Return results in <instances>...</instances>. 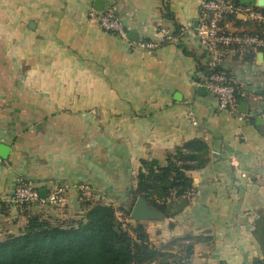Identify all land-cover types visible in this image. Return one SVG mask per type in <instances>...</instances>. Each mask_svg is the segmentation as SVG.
Instances as JSON below:
<instances>
[{
    "label": "crops",
    "instance_id": "crops-1",
    "mask_svg": "<svg viewBox=\"0 0 264 264\" xmlns=\"http://www.w3.org/2000/svg\"><path fill=\"white\" fill-rule=\"evenodd\" d=\"M203 1L102 0L101 10L120 17L123 38L90 19L96 0H0V145L9 147L0 156V240L29 211L75 214L83 196L129 207L141 160L165 164L198 138L209 160L189 172L194 189L181 212L143 221L151 240L173 252L193 244L189 264L261 257L254 228L264 206V49L225 61L239 104L246 102L241 120L199 89L206 55L195 23ZM234 24L252 32L259 23L238 17ZM162 25L172 33L181 27L177 41L136 45L161 40ZM20 182L47 192L62 185L64 200L22 207L13 198Z\"/></svg>",
    "mask_w": 264,
    "mask_h": 264
},
{
    "label": "trees",
    "instance_id": "trees-1",
    "mask_svg": "<svg viewBox=\"0 0 264 264\" xmlns=\"http://www.w3.org/2000/svg\"><path fill=\"white\" fill-rule=\"evenodd\" d=\"M256 8L264 14V6ZM180 31L178 25L173 35L180 36ZM249 33L264 38V26L257 24V30ZM251 54L256 53L251 51L244 57ZM201 69L211 71L205 64ZM208 154L207 143L196 138L168 153L165 164L142 159L137 187L132 192L134 201L127 208L83 196L79 210L66 217L29 211L26 223L0 240V264H189L193 244H180L179 252L169 250V245L158 246L146 224L133 221L130 214L140 196L167 218L181 212L194 189L189 172L204 167ZM118 210L122 217L117 215ZM254 235L262 254L255 264H264V206L259 210Z\"/></svg>",
    "mask_w": 264,
    "mask_h": 264
},
{
    "label": "built area",
    "instance_id": "built-area-1",
    "mask_svg": "<svg viewBox=\"0 0 264 264\" xmlns=\"http://www.w3.org/2000/svg\"><path fill=\"white\" fill-rule=\"evenodd\" d=\"M89 17L104 30L119 34L126 38L120 17L114 9H92ZM243 17L246 20L258 22L264 26V14L255 5L238 0H204L201 16L196 27V35L200 45L205 50V65L211 71L199 70L203 85L216 96L219 108L236 113L242 120L246 114L239 109L238 95L241 94L235 81L225 69V61L231 54L245 55L251 51L257 52L264 48V38L258 34L240 31L235 28V19ZM161 40L140 39L136 45L143 49L153 50L171 41H177L176 36L165 26H160ZM264 118V110L262 111ZM82 189H87L83 186ZM66 189L62 185H54L47 196L43 198L39 189L20 182L14 191V201L19 204L56 205L64 200ZM122 217L121 211L117 212Z\"/></svg>",
    "mask_w": 264,
    "mask_h": 264
},
{
    "label": "water",
    "instance_id": "water-1",
    "mask_svg": "<svg viewBox=\"0 0 264 264\" xmlns=\"http://www.w3.org/2000/svg\"><path fill=\"white\" fill-rule=\"evenodd\" d=\"M103 2L102 0H96V8L98 10L102 9V5ZM257 5L260 7L264 6V0H258ZM199 21L197 20L195 23V26H198ZM132 34H135L134 32H132ZM131 37V35H130ZM133 39H137L136 35L135 37L132 36ZM199 81V80H198ZM200 90H206L205 86H201L199 88ZM238 109L243 112L246 113V102L242 101L240 102ZM9 151V147L6 145H0V156L2 157H6L7 156V152ZM40 195L45 198L47 196V190L46 188H40L39 189ZM131 218L134 221L137 222H143V221H150V220H156V219H162L164 217V214L162 213V211L158 210L157 208L151 206L149 204V202L142 196L138 197L137 200L135 201L133 208L131 210V214H130Z\"/></svg>",
    "mask_w": 264,
    "mask_h": 264
},
{
    "label": "rangeland",
    "instance_id": "rangeland-1",
    "mask_svg": "<svg viewBox=\"0 0 264 264\" xmlns=\"http://www.w3.org/2000/svg\"><path fill=\"white\" fill-rule=\"evenodd\" d=\"M133 220V219H132ZM134 221V220H133Z\"/></svg>",
    "mask_w": 264,
    "mask_h": 264
}]
</instances>
